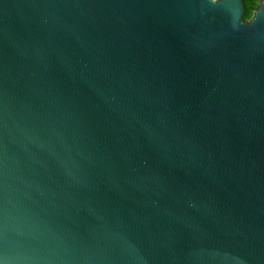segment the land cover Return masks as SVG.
I'll list each match as a JSON object with an SVG mask.
<instances>
[{
  "label": "water",
  "instance_id": "95a60500",
  "mask_svg": "<svg viewBox=\"0 0 264 264\" xmlns=\"http://www.w3.org/2000/svg\"><path fill=\"white\" fill-rule=\"evenodd\" d=\"M264 0H0V264H264Z\"/></svg>",
  "mask_w": 264,
  "mask_h": 264
},
{
  "label": "trees",
  "instance_id": "16d2710c",
  "mask_svg": "<svg viewBox=\"0 0 264 264\" xmlns=\"http://www.w3.org/2000/svg\"><path fill=\"white\" fill-rule=\"evenodd\" d=\"M241 1H242V8H243L241 17L246 20L250 12L256 6V0H241Z\"/></svg>",
  "mask_w": 264,
  "mask_h": 264
},
{
  "label": "rangeland",
  "instance_id": "374dc122",
  "mask_svg": "<svg viewBox=\"0 0 264 264\" xmlns=\"http://www.w3.org/2000/svg\"><path fill=\"white\" fill-rule=\"evenodd\" d=\"M256 4H257V0H256ZM250 14H251V12H250ZM250 14H249L248 18L250 17ZM248 18H247V19H248ZM247 19H246V20H247Z\"/></svg>",
  "mask_w": 264,
  "mask_h": 264
},
{
  "label": "snow or ice",
  "instance_id": "6c2138e0",
  "mask_svg": "<svg viewBox=\"0 0 264 264\" xmlns=\"http://www.w3.org/2000/svg\"><path fill=\"white\" fill-rule=\"evenodd\" d=\"M262 11H264V10H262Z\"/></svg>",
  "mask_w": 264,
  "mask_h": 264
}]
</instances>
